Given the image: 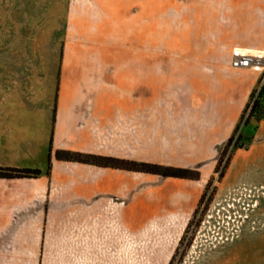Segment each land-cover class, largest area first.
Masks as SVG:
<instances>
[{"label": "crops", "instance_id": "0c3cea01", "mask_svg": "<svg viewBox=\"0 0 264 264\" xmlns=\"http://www.w3.org/2000/svg\"><path fill=\"white\" fill-rule=\"evenodd\" d=\"M184 1L183 50L207 67L198 85L208 101H154V77L144 101L145 28L159 73L158 0H68L60 67L54 0L55 101H15L14 68H0V167L41 170L0 177V264H127L129 218L141 229L162 218L144 199L158 175L60 160L57 150L198 167L193 181L206 186L262 76L231 60L264 55V0ZM255 154L264 163V120L231 166ZM168 221L174 232L188 219Z\"/></svg>", "mask_w": 264, "mask_h": 264}, {"label": "rangeland", "instance_id": "374dc122", "mask_svg": "<svg viewBox=\"0 0 264 264\" xmlns=\"http://www.w3.org/2000/svg\"><path fill=\"white\" fill-rule=\"evenodd\" d=\"M158 1L159 73H150L153 49L151 31L145 28L149 41L144 42V101H153V77L154 101H208L198 85L208 74L207 67L183 50L185 1ZM67 2L59 0V67ZM54 6V0H0V68H14L15 101H55ZM146 11L150 17L152 8ZM255 70L264 74L263 68ZM255 125L253 120L243 128L244 133L252 135ZM245 161L249 164H230V174L218 183L213 201L207 209L206 201L201 205L189 227L205 186L191 179L164 180L165 176L158 175V183L145 188L144 199L153 203L162 218L142 229L129 218L127 264H264V163L256 154ZM172 216L188 221L184 227L176 223L172 232L168 221Z\"/></svg>", "mask_w": 264, "mask_h": 264}, {"label": "trees", "instance_id": "16d2710c", "mask_svg": "<svg viewBox=\"0 0 264 264\" xmlns=\"http://www.w3.org/2000/svg\"><path fill=\"white\" fill-rule=\"evenodd\" d=\"M255 120L256 125L252 135L247 136L243 128L251 124ZM264 120V74L259 78L256 86L253 88L250 98L240 116V119L224 146L222 147L217 164L214 170V174L209 179L205 186V190L201 195L198 208L195 210L192 219L190 220L188 227L192 224L193 220L197 216L201 205L206 201V208L213 201L217 190L218 183H220L231 164L232 158L235 152L239 149H247L254 140L255 132L259 126V123ZM52 149V148H51ZM56 157L60 160L77 161L89 164H95L99 166L120 168L130 171H139L151 174H157L165 177H175L183 179L198 180L201 177L199 169L181 168L174 166H167L157 163L149 162H131L124 159H118L110 156H102L96 154H89L79 151H71L60 149L56 151ZM50 166L48 168V172ZM41 174L40 169L32 168H2L0 167V177L16 178V177H36ZM212 188V191L210 189ZM187 227V229H188ZM185 236L181 239V244L184 241ZM175 256V255H174Z\"/></svg>", "mask_w": 264, "mask_h": 264}, {"label": "built area", "instance_id": "2783aa9c", "mask_svg": "<svg viewBox=\"0 0 264 264\" xmlns=\"http://www.w3.org/2000/svg\"><path fill=\"white\" fill-rule=\"evenodd\" d=\"M231 66L238 69L247 68H263L264 69V55H252L248 53H235L232 60Z\"/></svg>", "mask_w": 264, "mask_h": 264}, {"label": "bare ground", "instance_id": "6f19581e", "mask_svg": "<svg viewBox=\"0 0 264 264\" xmlns=\"http://www.w3.org/2000/svg\"><path fill=\"white\" fill-rule=\"evenodd\" d=\"M255 69H260V67H257V68H255Z\"/></svg>", "mask_w": 264, "mask_h": 264}]
</instances>
